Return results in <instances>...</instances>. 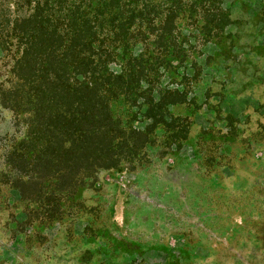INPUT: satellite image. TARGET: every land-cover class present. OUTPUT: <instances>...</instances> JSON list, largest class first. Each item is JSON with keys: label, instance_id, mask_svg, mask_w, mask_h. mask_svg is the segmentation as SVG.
I'll return each instance as SVG.
<instances>
[{"label": "rangeland", "instance_id": "1", "mask_svg": "<svg viewBox=\"0 0 264 264\" xmlns=\"http://www.w3.org/2000/svg\"><path fill=\"white\" fill-rule=\"evenodd\" d=\"M78 1L0 0V264H264V0H222L215 38L207 2L178 20L191 49L160 84L186 101L164 118L110 103L113 150L72 158L108 167L84 170L41 156L28 95L47 76L31 37Z\"/></svg>", "mask_w": 264, "mask_h": 264}, {"label": "trees", "instance_id": "2", "mask_svg": "<svg viewBox=\"0 0 264 264\" xmlns=\"http://www.w3.org/2000/svg\"><path fill=\"white\" fill-rule=\"evenodd\" d=\"M205 2L209 15L203 27L209 29L203 37L215 38L210 36L209 24L221 25L222 0H79L60 7L56 19L65 25L39 26L28 51L44 47L41 65L46 64L47 76L31 80L42 91L28 95L33 98L36 136L46 139L41 156L47 150L61 153L67 157L68 168L77 165L80 170L108 167L77 164V158H72L89 153L90 161H96L98 153L113 150L118 124L110 103L120 102L135 117L144 109L150 117L160 111L164 118L170 106L186 101L184 85L171 89L160 84V77L169 79V72L180 76V67L187 61L185 52L191 47L185 48L190 46V36L182 37L186 35L177 30V21L193 19ZM110 62L118 65L117 71L109 68ZM186 75L181 78L187 79Z\"/></svg>", "mask_w": 264, "mask_h": 264}]
</instances>
